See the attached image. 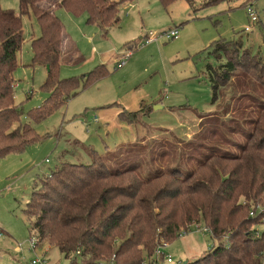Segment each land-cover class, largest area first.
I'll list each match as a JSON object with an SVG mask.
<instances>
[{"label": "trees", "instance_id": "1", "mask_svg": "<svg viewBox=\"0 0 264 264\" xmlns=\"http://www.w3.org/2000/svg\"><path fill=\"white\" fill-rule=\"evenodd\" d=\"M123 1L18 0V11L0 8V155L37 139L14 103L22 16L32 13L39 24L40 35L30 44L32 63L47 67L41 88L47 101L27 113L39 121L107 72L101 64L59 79L67 34L55 10L86 13L88 23L107 31ZM159 1L167 6L175 0ZM240 47L225 41L212 48L214 57L226 59L207 70L213 102L219 96L222 104L199 117L194 138L121 143L104 154L87 148L88 164L61 162L26 203L30 235L57 248L68 264H150L156 245L202 223L214 244L179 264H264V230L257 228L264 220L261 213L250 215L264 206V57Z\"/></svg>", "mask_w": 264, "mask_h": 264}, {"label": "rangeland", "instance_id": "2", "mask_svg": "<svg viewBox=\"0 0 264 264\" xmlns=\"http://www.w3.org/2000/svg\"><path fill=\"white\" fill-rule=\"evenodd\" d=\"M249 4L257 17L253 22L246 12ZM0 8L18 11V0H0ZM55 14L67 34L59 79L80 77L101 64L107 72L43 119H29L28 111L41 109L47 101L48 93L41 89L47 68L32 63L30 44L40 35L39 24L32 13L22 16L24 40L13 72L14 103L22 107L37 139L21 151L0 155V264H31L37 256L46 264L69 263L46 240L29 250L30 221L24 213L33 189L58 164H88L87 148L104 154L121 143L163 141L171 135L194 138L199 117L219 111L216 106L222 104L219 96L213 102L207 74L209 65L226 62L223 55L216 58L211 53L214 45L238 42L241 50L264 57V0L211 5L175 0L167 6L159 0H125L118 6V21L107 31L88 23L86 13L74 15L58 8ZM174 28L177 38L163 35ZM147 34L154 39L144 43ZM257 228L264 230V224ZM213 244L199 223L162 246L172 262L160 259L157 264L192 261ZM17 246L20 252H15Z\"/></svg>", "mask_w": 264, "mask_h": 264}, {"label": "built area", "instance_id": "3", "mask_svg": "<svg viewBox=\"0 0 264 264\" xmlns=\"http://www.w3.org/2000/svg\"><path fill=\"white\" fill-rule=\"evenodd\" d=\"M246 12L248 13V16L250 18V21H256L257 17L256 14L254 13L251 4L246 6ZM246 31L249 30V27H245ZM163 35H166L167 37H171V38H177L178 36V30L176 28L174 29H169L167 32H164ZM154 38L152 36H150V34H147L145 36V40L144 43H148L151 40H153ZM262 214V219L264 220V206H256L254 211L250 212V215H254V214ZM198 227V226H195ZM207 230V229H206ZM38 241L35 238V236L30 237L29 240V250H35L36 246L38 245ZM165 244L167 243H159L158 245H156V247L154 248L153 254H152V259H150V264H157L158 260H166V262L170 263L172 262V258L169 255H165L162 251H161V247L165 246ZM15 252H20L21 248L19 246L15 247ZM112 261V259H111ZM148 260L144 261V264H148L147 263ZM31 264H46V260L44 258L41 257H35L34 259L31 260ZM100 264V263H99Z\"/></svg>", "mask_w": 264, "mask_h": 264}, {"label": "water", "instance_id": "4", "mask_svg": "<svg viewBox=\"0 0 264 264\" xmlns=\"http://www.w3.org/2000/svg\"><path fill=\"white\" fill-rule=\"evenodd\" d=\"M47 68V67H46Z\"/></svg>", "mask_w": 264, "mask_h": 264}]
</instances>
